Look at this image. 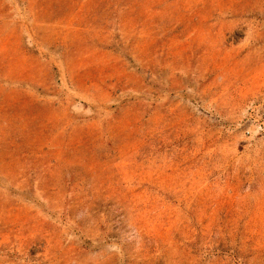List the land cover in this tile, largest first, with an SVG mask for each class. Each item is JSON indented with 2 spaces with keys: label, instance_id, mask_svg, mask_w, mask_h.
Here are the masks:
<instances>
[{
  "label": "rangeland",
  "instance_id": "374dc122",
  "mask_svg": "<svg viewBox=\"0 0 264 264\" xmlns=\"http://www.w3.org/2000/svg\"><path fill=\"white\" fill-rule=\"evenodd\" d=\"M0 264H264V0H0Z\"/></svg>",
  "mask_w": 264,
  "mask_h": 264
}]
</instances>
